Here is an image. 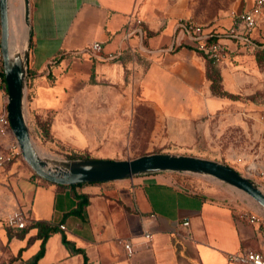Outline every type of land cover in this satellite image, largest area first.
Returning a JSON list of instances; mask_svg holds the SVG:
<instances>
[{"label": "crops", "instance_id": "obj_1", "mask_svg": "<svg viewBox=\"0 0 264 264\" xmlns=\"http://www.w3.org/2000/svg\"><path fill=\"white\" fill-rule=\"evenodd\" d=\"M30 6L27 120L38 126L39 116L54 112L55 138L86 143L89 134L69 132L60 112L68 91L80 83L124 88L138 80L176 129L190 123L195 98L210 94L214 101L225 99L211 91L205 57L181 46L183 36L175 34L178 13L170 0H30ZM133 18L143 20L145 45L154 53L139 51L138 37L122 41L121 31ZM258 38L264 40L261 27ZM94 41L103 43L99 58L88 48ZM227 43L231 53L245 52L232 40ZM120 46L124 50L118 59H105ZM219 69L224 88L234 92L237 72L229 63ZM7 99L8 92L0 89V112ZM88 138L95 152L116 151L112 143L99 149L98 136ZM85 197L88 202L79 209ZM17 209L29 216L24 229L7 223ZM185 219L190 220L192 238L181 235ZM39 224L46 226L44 233L49 227L55 230L37 259L43 243ZM126 240L135 250L132 256L127 255ZM244 249L264 252V239L243 228L231 206L178 185L172 172L75 186L33 176L16 161L0 174V264H238L228 260V253Z\"/></svg>", "mask_w": 264, "mask_h": 264}, {"label": "rangeland", "instance_id": "obj_2", "mask_svg": "<svg viewBox=\"0 0 264 264\" xmlns=\"http://www.w3.org/2000/svg\"><path fill=\"white\" fill-rule=\"evenodd\" d=\"M11 1L15 6L19 5V0ZM251 2L170 0L178 13L177 19L191 18L221 30L230 26L234 10L245 8ZM260 27L264 32V23ZM30 36L29 26V55ZM258 56L255 52L231 53L224 63H229L237 72L234 95L219 101L212 100L210 94L195 98L190 123L183 128L179 125L174 128L162 116L159 102L148 96L138 80L124 88L85 82L68 91L64 107L60 109L68 120L67 130L86 131L92 138L98 136L103 139L98 140L99 149L112 143L116 151L95 152L89 145L88 136L84 145L55 138L51 131L54 112L43 118L39 116L38 126L28 122L33 142L37 150L47 153L48 157L62 160L130 159L153 152L204 157L232 166L264 188V58L258 62ZM15 161L21 162L33 176L41 178L24 159L22 151ZM252 165L256 167L252 168ZM173 176L178 185L205 192L215 201L231 206L241 226L264 239L262 228L240 217L239 210H261L245 192L206 175L176 172Z\"/></svg>", "mask_w": 264, "mask_h": 264}, {"label": "water", "instance_id": "obj_3", "mask_svg": "<svg viewBox=\"0 0 264 264\" xmlns=\"http://www.w3.org/2000/svg\"><path fill=\"white\" fill-rule=\"evenodd\" d=\"M24 1L25 21L30 26V0ZM9 2L0 0L3 31L4 71L7 82V111L11 127L22 155L41 178L58 184L106 182L155 172L192 173L210 176L245 192L264 207V192L252 179L220 161L193 155L153 152L130 159L83 158L56 159L55 168L48 166L34 146L27 120L26 94L28 85L29 51L11 52L9 32Z\"/></svg>", "mask_w": 264, "mask_h": 264}, {"label": "built area", "instance_id": "obj_4", "mask_svg": "<svg viewBox=\"0 0 264 264\" xmlns=\"http://www.w3.org/2000/svg\"><path fill=\"white\" fill-rule=\"evenodd\" d=\"M264 19V0H252L251 4L240 10L232 12L231 24L225 30L216 29L209 24L198 22L191 18L177 19L175 26L176 37L182 35L180 44L189 46L193 50L205 54L214 63H224L229 60L231 49L227 40H232L238 49L245 52H256L260 48H264V40L258 38L260 31V23ZM122 41L128 42L133 37H138V50L148 54L154 53L152 48L145 45L147 30L143 25V20L133 18L123 27ZM178 39H176L177 41ZM3 31H2V16L0 10V89L7 91V82L4 71V54H3ZM91 55L99 58V52L103 49L101 41H94L88 47ZM132 53L136 49L129 45ZM124 49L120 46L119 50L109 53L105 59H118ZM160 51H166V48ZM21 154L20 145L15 138L10 119L8 116L7 107L3 112H0V174L2 170L10 163L14 162ZM240 217L248 221L250 224L257 225L264 232V212L257 210H239ZM29 221V216L25 211L17 209L12 212L7 223L10 227L16 229L26 228ZM190 220L185 219L182 222L183 233L187 238H192V232L189 228ZM61 229H65V224H60ZM146 237L151 240L152 233H146ZM128 256H132L135 252L131 240L124 242ZM228 260L238 264H264V252L255 249H244L237 252L228 253Z\"/></svg>", "mask_w": 264, "mask_h": 264}, {"label": "bare ground", "instance_id": "obj_5", "mask_svg": "<svg viewBox=\"0 0 264 264\" xmlns=\"http://www.w3.org/2000/svg\"><path fill=\"white\" fill-rule=\"evenodd\" d=\"M9 32H10L9 41H10V47H11L12 54L23 53L27 49L28 36H29V25L25 21L23 0H19L18 6H15L11 0L9 2ZM37 151L39 152L42 158H48L47 160H48L49 167L55 168L56 166L55 161L58 158H54L51 156L48 157L47 153L43 151H39V150ZM255 167L256 166L252 165V168H255ZM261 190L264 192V188H261ZM258 206L261 209L260 211L264 212V207L260 205Z\"/></svg>", "mask_w": 264, "mask_h": 264}, {"label": "trees", "instance_id": "obj_6", "mask_svg": "<svg viewBox=\"0 0 264 264\" xmlns=\"http://www.w3.org/2000/svg\"><path fill=\"white\" fill-rule=\"evenodd\" d=\"M146 30H147V28H146ZM147 33H148V30H147ZM32 43H33V40H32V34H31V36H30V45H29L30 49L33 46ZM186 47L192 49L189 46H186ZM255 53L259 54V56L257 57V60H258V62H261L262 59L264 58V48L258 49ZM201 55H203L205 57L206 61H207V76L212 81V83H211V91H212V93L214 95H216V96H220V97H224V98H229L230 96L234 95L232 92H229L228 90H226L224 88V86H223V79H222L221 71L219 69V65L216 64V63H214V61L211 60L210 58H208L205 54L201 53ZM30 73H31V70L29 68L28 69V74H30ZM44 128L48 131V128H46L45 126H44ZM172 173L175 174L176 172H172ZM106 182H108V181H106ZM84 183L85 182L78 183L77 185L84 184ZM90 183H103V182H90ZM75 185H71V186H75ZM79 198H82V196H79ZM87 202H88V198L85 197V198L81 199L80 202H79V209L82 208L84 205H86ZM79 209H77L76 212H78ZM39 227H40L39 234H41L42 237H43V243H42L41 250L35 256V258H37V259L44 252L45 241H46L49 233L50 232H53L55 230L54 227H49V231H46L44 233L43 230H44V228H46V226L44 224H39Z\"/></svg>", "mask_w": 264, "mask_h": 264}]
</instances>
